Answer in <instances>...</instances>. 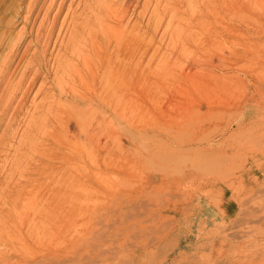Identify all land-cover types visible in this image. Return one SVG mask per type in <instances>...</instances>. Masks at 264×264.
I'll return each instance as SVG.
<instances>
[{"label":"rangeland","instance_id":"1","mask_svg":"<svg viewBox=\"0 0 264 264\" xmlns=\"http://www.w3.org/2000/svg\"><path fill=\"white\" fill-rule=\"evenodd\" d=\"M98 1L0 0V59H7L6 65L9 63L11 69L0 80V101L7 100V105L4 86H15L28 63L34 69L42 61V72L51 73L49 79L41 74L30 88L33 71L28 74L24 93L20 91L16 100L23 96L25 102L19 107L14 126L10 117L19 101L9 108L12 112L5 110L3 103L0 105V138L6 140L10 132L16 131L10 154L0 158V264H264L263 12L259 7L247 14L242 10L233 12L221 16L215 28L203 31L201 25L192 23V18L187 19L191 14L182 17L158 12L154 16L155 6L159 10L167 5L165 8L170 9L176 3L173 0L161 4L155 0H149V4L147 0H133L124 21L117 24L126 32L135 24L138 32L132 31L139 35V50L149 49L142 58H135L142 71L140 85L144 92L132 106L129 95H123V112L113 116L115 112L102 103L99 82L91 81L92 89L87 93L79 77L85 69L76 52L89 44L85 31L93 20L89 19L101 13L97 5L112 1L113 9L121 10L126 3ZM260 13L258 18L251 17ZM101 15L105 17L104 13ZM83 26L87 27L84 31ZM191 35H199L201 40L184 44ZM84 37L87 43L83 42ZM44 48L45 53H40ZM11 54L15 57L9 58ZM34 56L39 57L35 60ZM32 60L36 65H32ZM152 72L156 74L153 76ZM96 74L95 71L93 76ZM67 80L78 91L77 96L63 97L68 99L61 103L73 116L69 126L78 151L74 153L83 155L74 154L72 166L92 165L87 160L88 150L92 152L97 141L105 145L104 154L110 155V173L103 186L97 174L92 175L93 186L86 189L79 179L60 175L36 178L26 167L28 147L36 133L35 122L43 120L44 112L48 113L54 101L51 95ZM111 96L115 102L117 98ZM77 107L81 112L77 113ZM86 131L93 140L82 138ZM26 132L32 141L26 135L17 145L21 133ZM116 145L121 149L118 170L114 169ZM262 167L257 180L248 178L249 168L252 173ZM212 188H218L217 193L222 188L232 190L238 210L222 221L199 222L195 213L199 199L221 203V195L209 193ZM54 189L61 194L60 205L54 197H47ZM72 192L79 200L75 202V212L69 213L70 208L63 207L62 202ZM69 215L75 217V223L68 220Z\"/></svg>","mask_w":264,"mask_h":264},{"label":"bare ground","instance_id":"2","mask_svg":"<svg viewBox=\"0 0 264 264\" xmlns=\"http://www.w3.org/2000/svg\"><path fill=\"white\" fill-rule=\"evenodd\" d=\"M98 1V0H96ZM102 1V0H101ZM123 1V0H122ZM148 1V4L150 3L149 0ZM163 1H167V0H155V2L157 3H160V2H163ZM175 1L178 5H176V3H174L175 5L172 6V8L170 7V9L168 8H165L163 9L160 8L159 10L156 8L155 6V9H156V12L154 14L155 15H158V12H159V15L160 14H168V13H171V16H182L184 15L185 17H188L191 16L192 17H188L187 19L189 18H192V23L196 24L197 26L201 25V29L204 30H208L211 29L212 27H216L217 26V23L219 22V18L222 16L224 17L225 15H230L231 13L233 12H238L240 10L246 12L247 13H250L252 10H255L256 8H260L261 12H263V15H264V0H173ZM99 2V1H98ZM114 2V1H113ZM124 2V1H123ZM133 2V0H126V3H124V6L121 10H117V9H113V3L112 1L110 3H107L105 1H103V3L101 2L100 5H97L100 6V10L101 13L103 14L104 13V16L103 17L100 13L99 14H94V13H91V14H94V15H97V17L95 18H92L91 16H94V15H91L89 17H91L89 20H91V22L88 24V20L86 21L85 20V25H86V22L88 24V29H85L87 31H85L86 33V38L88 40V46L86 44V48H83V49H77V46H76V49H77V54L79 55V58L81 60V63L83 64V68L85 69V71L83 73H80L81 75H79V77H81V82H82V86L83 88L86 90L85 92L88 93V91H91L90 89H92L91 87V81H93V83L95 81L99 82L97 88H100V93H101V100L103 101V105L109 109H111V111L113 110L115 113H112L113 114H116L119 116V112L121 110L120 113H122V97L123 95H126L128 94L129 95V99H130V105L132 106L133 105V102L135 103V100L137 101L136 98L139 97V95L144 92V89L141 87L140 85V82H141V72L137 66L139 65V63H136L135 60L137 59L136 57L138 56V58L140 57L141 55V58H142V55L145 54L148 50L145 49L147 47H144L141 48L142 50H139L138 48V42L140 40L139 38V35L137 36V34H133V31L136 27L134 26L135 24H132V27L131 29L132 30H129L127 29L128 31L130 32H126V29L124 30L121 26L119 29V22L121 21H124V17L126 15V13H128V9L129 7H131V3ZM135 2V0H134ZM138 2V1H137ZM136 2V3H137ZM154 2V1H153ZM151 2V3H153ZM96 3V2H95ZM145 3V2H144ZM165 3H169V2H165ZM173 3V2H172ZM35 4V2H34ZM99 4V3H98ZM118 4V3H117ZM121 3H119L120 5ZM147 4V3H145ZM144 4V5H145ZM161 4V3H160ZM123 5V4H122ZM164 5V4H162ZM95 6V5H94ZM116 6V5H115ZM133 6V5H132ZM146 6V9L147 8V5ZM145 6L143 7V9L145 8ZM169 6V5H168ZM93 7V6H92ZM120 7V6H119ZM135 7V6H134ZM94 8V7H93ZM96 8V7H95ZM32 10V9H31ZM117 10V11H116ZM150 10V8H149ZM152 10V9H151ZM29 11V10H28ZM142 11V10H141ZM155 11V10H154ZM153 11V12H154ZM259 11V10H258ZM91 12H93V10H91ZM146 12L145 10L142 11V13ZM152 12V11H151ZM150 12V14H151ZM153 12L151 15H153ZM29 13V12H28ZM96 13V12H95ZM240 13V12H239ZM243 13V12H241ZM141 14V13H140ZM188 14V15H187ZM143 15V14H142ZM259 15L260 14H257V15H251L252 16H255L254 18H258L260 17ZM99 16V17H98ZM127 16V15H126ZM164 16V15H163ZM162 16V17H163ZM178 16V17H179ZM182 16V17H184ZM149 17H152V16H149ZM148 19H151L149 18ZM160 17V16H159ZM127 18V17H126ZM129 19V18H128ZM128 19H125V21L127 22ZM161 19V17H160ZM158 19V20H160ZM251 19V18H250ZM184 20V19H183ZM170 21V19H169ZM176 21V19H175ZM179 21V19L177 20ZM149 22V21H147ZM173 22V21H172ZM122 23V22H121ZM128 23V22H127ZM130 23V22H129ZM128 23V24H129ZM174 23V22H173ZM181 23V21L179 22ZM188 24H192L191 22H188ZM146 24V23H145ZM175 24V23H174ZM194 24H192L191 26H194ZM124 25V23H123ZM127 25V24H126ZM155 25V24H154ZM125 26V25H124ZM128 26V25H127ZM190 26V25H189ZM84 27L83 26V31H84ZM259 27H262L260 24H259ZM87 28V27H85ZM128 28V27H127ZM155 28V27H154ZM192 28V27H191ZM207 28V29H206ZM213 28V30H214ZM123 29V30H122ZM156 29V28H155ZM261 29V28H260ZM164 30V29H163ZM176 30V29H175ZM132 31V32H131ZM135 31V30H134ZM181 31V30H180ZM189 31V30H188ZM212 31V30H210ZM216 31V30H215ZM214 31V32H215ZM43 33V31H41ZM135 32H138L137 29ZM187 32V31H186ZM38 33V32H37ZM40 33V31H39ZM38 33V34H39ZM82 33V31L80 32ZM162 33V32H161ZM160 33V34H161ZM184 33V32H183ZM192 33V32H191ZM232 33V32H231ZM44 34V33H43ZM40 33V35H43ZM52 34V33H51ZM176 34V33H175ZM37 35V34H36ZM81 35V34H80ZM187 35H190L187 33ZM186 35V36H187ZM39 36V35H38ZM49 37V35H46ZM52 36V35H51ZM50 36V37H51ZM74 36V35H73ZM76 36V35H75ZM74 36V37H75ZM83 37V34L81 35ZM150 36V35H149ZM176 36V35H175ZM185 36V35H184ZM199 35H191V36H188L186 39H185V42L184 44H191V42H195L197 39L198 40H201L200 36L198 37ZM41 37V36H40ZM47 37V38H48ZM49 37V38H50ZM73 37V38H74ZM153 37V35L151 36ZM170 37V36H169ZM203 37V36H202ZM39 38V37H38ZM43 38V37H42ZM72 38V37H71ZM85 37L83 38L86 39ZM150 38V37H149ZM46 39V38H45ZM76 39V38H75ZM203 39H206V38H203ZM208 39V38H207ZM206 39V40H207ZM215 39V38H214ZM213 39V41H214ZM39 40V39H37ZM44 40V39H43ZM74 40V39H72ZM81 40V39H80ZM79 40V41H80ZM87 40L83 41L85 43H87ZM150 40V39H149ZM149 40H146V43L147 41L149 42ZM182 40V39H181ZM203 41V42H206ZM209 40V39H208ZM40 41V40H39ZM42 41V39H41ZM40 41V42H41ZM46 41V40H45ZM75 41V40H74ZM78 41V36H77V40ZM75 41V42H76ZM82 41V40H81ZM80 41V42H81ZM151 41V40H150ZM161 41V40H160ZM211 42H213L212 40H210ZM12 42V41H11ZM36 42V40H35ZM34 42V43H35ZM38 42V41H37ZM39 42V43H40ZM47 42V41H46ZM51 42V41H50ZM74 42V43H75ZM142 42H143V36H142ZM145 42V41H144ZM143 42V43H144ZM173 42V41H172ZM197 42V41H196ZM209 43V41H207ZM206 42V43H207ZM215 42V41H214ZM10 43V42H8ZM37 43V44H39ZM49 43V41H48ZM77 43V42H76ZM75 43V44H76ZM82 43V42H81ZM84 43V44H85ZM142 43V45H143ZM4 44V43H3ZM15 44V43H14ZM36 44V45H37ZM41 44V43H40ZM46 44V43H44ZM152 44V43H151ZM149 44V45H151ZM182 44V42H181ZM200 44V43H199ZM209 44H212V43H209ZM233 44V43H232ZM7 45V44H6ZM50 45V44H49ZM77 45V44H76ZM140 45V43H139ZM148 45V46H149ZM8 46V45H7ZM12 47V45H10ZM40 46V45H39ZM83 46V45H82ZM85 46V45H84ZM42 47V46H41ZM43 47H45L43 45ZM47 47V46H46ZM141 47V46H140ZM180 47V46H179ZM187 47H190L187 45ZM211 47V46H210ZM216 47V46H215ZM81 48V47H80ZM150 48V47H149ZM48 49V47H47ZM185 49V47H184ZM212 49H213V46H212ZM45 48L44 50L42 49V51L40 52L39 50H37V54L40 52V53H45ZM144 50V51H143ZM208 50V49H207ZM76 51V50H75ZM142 51V52H141ZM152 51V50H151ZM200 51V50H199ZM204 51V49H203ZM179 52V51H178ZM207 52V51H206ZM73 53V52H72ZM148 53V52H147ZM183 53V52H182ZM191 53V52H190ZM189 53V54H190ZM42 54V55H43ZM52 54V53H51ZM214 54H216L214 52ZM174 55V54H173ZM188 55V53H187ZM186 55V56H187ZM1 56V55H0ZM12 56V54L9 56V58ZM169 56V55H168ZM177 56V55H176ZM182 56V55H181ZM216 56V55H215ZM6 57V55H5ZM15 56H12V58H14ZM36 56H34L33 58H35ZM39 57V56H38ZM38 57H36L38 59ZM42 57V56H41ZM46 57V56H45ZM44 57V58H45ZM77 57V55H76ZM151 57V56H150ZM185 57V56H184ZM184 57H183V60H184ZM190 57V56H189ZM3 60L0 59V67L1 68V74H0V80H4L5 76L7 75L8 71H9V63H8V66L6 65V60L5 58H3V56L1 57ZM11 58V59H12ZM35 58V60H36ZM78 58V57H77ZM136 58V59H135ZM176 58V57H175ZM178 58V56H177ZM176 58V60H177ZM11 59H9L10 61H12ZM172 59V58H171ZM181 59V58H180ZM187 59V58H186ZM185 59V60H186ZM35 60H32V65H36V61ZM40 60V59H39ZM38 60V61H39ZM42 60H43V57H42ZM174 60V59H173ZM47 61V60H46ZM45 61V63H46ZM206 61V60H205ZM210 61V60H209ZM30 62V61H29ZM40 63L37 64L35 67H33L34 69H32V67H28L31 65V62H30V65L28 63V66L25 67V71L24 72H21V76L19 78L18 81H16V85H12L10 83H8L6 85V87L4 86L5 89V97L8 100V103L7 105L5 104V102L7 101L6 98H2L6 101H0V105L2 106V103H3V106L4 107L5 105V110L9 109L14 103L15 101L17 100V97H18V94L20 91H22V89L26 86H24V83H26V78L28 76V74H30L32 71L33 73H31V77L30 78V83L28 84V88H30L34 82L39 78V76L42 74L44 75L45 79L48 78V75H50L51 73L48 72L47 70H45L44 72H42V70L44 69L45 67V64H43L42 61H39ZM48 62V61H47ZM139 62V61H138ZM192 62V61H191ZM54 63V62H53ZM184 63V62H182ZM181 63V64H182ZM57 64H59V60L57 62ZM55 64V66L57 65ZM81 64V65H82ZM138 64V65H137ZM163 64V63H162ZM12 65V64H11ZM53 65V64H52ZM185 65V64H184ZM48 66V65H46ZM60 66V65H58ZM158 66V65H157ZM183 66V65H182ZM22 67V66H21ZM23 67H24V64H23ZM50 67V66H49ZM57 67V66H56ZM189 67V66H187ZM196 67V66H195ZM48 68V67H47ZM51 68V67H50ZM50 68H49V71H50ZM55 68V67H54ZM140 68V67H139ZM160 68V67H159ZM158 68V69H159ZM23 69V68H22ZM157 69V70H158ZM165 69V68H163ZM11 70V69H10ZM52 70V69H51ZM56 70H58L56 68ZM55 70V72H56ZM143 70H146V69H143ZM152 70V69H151ZM162 70V69H161ZM23 71V70H22ZM79 72V70H77ZM97 72V74L95 76H93V73L94 72ZM166 71V70H165ZM169 71V70H168ZM181 71V70H180ZM190 71V70H189ZM197 71V70H196ZM52 72V71H51ZM54 72V73H55ZM144 72V71H143ZM151 72V71H149ZM164 72V71H163ZM182 72V71H181ZM191 72V71H190ZM53 73V72H52ZM57 73V72H56ZM165 73H168V72H165ZM170 73V72H169ZM189 73V72H187ZM186 73V74H187ZM98 74H99V78H98ZM147 74V73H146ZM156 74V73H155ZM154 74V75H155ZM185 74V75H186ZM196 75H198L196 72L194 73ZM194 74H193V78H194ZM76 75V74H75ZM145 75V74H144ZM152 75H153V72H152ZM151 75V76H152ZM153 75V76H154ZM165 75V74H164ZM167 75V74H166ZM169 75V74H168ZM177 75V74H176ZM185 75L184 78H185ZM189 76H191V74H187ZM11 76V75H10ZM158 76V75H157ZM171 76V75H170ZM13 77V76H12ZM29 77V76H28ZM43 77V76H42ZM160 78V76H158ZM10 79V77H7ZM14 78V77H13ZM12 78V79H13ZM50 78V77H49ZM48 78V79H49ZM62 78V77H61ZM188 78V77H186ZM190 78V77H189ZM191 78V79H193ZM11 79V80H12ZM18 79V78H17ZM28 79V78H27ZM69 79V78H68ZM150 79V78H149ZM158 79V78H157ZM145 80V78H144ZM151 80V79H150ZM13 81V80H12ZM46 81V80H45ZM59 81V80H58ZM63 81V80H62ZM60 81V82H62ZM165 81V79H164ZM196 81V80H195ZM59 82V83H60ZM146 82V81H145ZM150 82V81H149ZM148 82V83H149ZM155 82V81H154ZM200 82V81H199ZM36 83V82H35ZM157 83V82H156ZM163 83V82H162ZM2 85L6 84V83H1ZM71 83L69 82V80H67L64 85L61 83L60 85H58L57 87V91L54 90V93L51 95L54 99L53 101V104H49L50 105V108L48 107V113L44 112V116H43V120L41 122H39L38 124V121L35 122L37 125H35L36 127H34V130L36 133L34 134V132H31V134L33 133L34 136L32 137L33 138V144H31L29 147H28V151H27V156L28 157V160H25L27 161V165L26 167H30L31 169L29 170V174L30 175H33L35 176L36 178H39L41 176H48L49 175L51 176H59L60 177H71L73 180H77L79 179L78 182H80L82 185H84V187L86 189H88L89 187H92L93 186V180H92V175L93 174H97L96 176H98V179L100 180V185H104L105 184V178L106 176L110 173V170L107 166V159L110 158V155L108 154H104L105 150H104V147L105 145H101L98 141L96 142V144L93 146V151L92 152H89L88 150V161L92 164L89 166V164L87 163H83V166L82 168L79 167V166H76V165H73L72 166V162H73V155L75 154L74 151H75V145H74V131H72L69 126V123H70V120L73 119L71 118V112L69 113L65 107V105H63V103H61L63 101V99H68V98H63V97H66V96H77V90H75V88L73 87V85H70ZM152 84V83H151ZM151 84L149 85L148 88H150ZM199 84V83H198ZM57 85V84H56ZM147 85V84H146ZM1 86V85H0ZM24 86V87H23ZM94 86V85H93ZM2 87V86H1ZM3 88V87H2ZM27 88V87H26ZM25 88V89H26ZM82 88V90H83ZM27 90V89H26ZM107 90V91H106ZM109 90V91H108ZM4 91V90H3ZM77 91V92H76ZM1 92V91H0ZM23 92V91H22ZM21 92V93H22ZM28 92V91H27ZM53 92V91H52ZM51 92V93H52ZM110 92V93H109ZM198 92V91H197ZM24 93V92H23ZM104 93H107L108 96L105 97V94ZM79 94V93H78ZM26 95V94H25ZM79 95H82V94H79ZM113 95L115 98H117V100L114 102L115 99L112 98ZM4 96V95H3ZM49 96V95H48ZM84 96V95H83ZM80 97V96H79ZM98 97V96H97ZM25 98V97H24ZM52 99V100H53ZM83 99V98H82ZM51 100V101H52ZM97 100V98L95 99ZM100 100V98L98 99ZM19 101V102H18ZM16 102V105L14 106V108H12L13 110V114H12V117H10V113H9V117L13 119L12 121V125L14 126V121L17 119V116H18V111H19V107L20 105H22L23 102H25L23 100V96L20 98V100H18ZM99 102V101H98ZM101 102V101H100ZM51 103V102H50ZM93 103V102H92ZM102 103H100L102 105ZM125 103H123L124 105ZM128 104V103H127ZM126 104V105H127ZM48 105V106H49ZM1 107V108H2ZM100 107V106H99ZM23 108V107H22ZM135 108V107H133ZM76 109V108H75ZM81 109V108H80ZM10 110V109H9ZM8 110V111H9ZM12 110H10L12 112ZM77 113L78 112H81V110L78 109L77 107ZM76 110H73V111H76ZM3 111V110H2ZM21 111V110H20ZM19 111V113H20ZM47 111V109H46ZM109 111V110H107ZM2 113V112H1ZM17 113V114H16ZM75 115H76V112H74ZM84 113V112H83ZM5 115V114H4ZM78 115V114H77ZM104 115V114H103ZM114 116V115H113ZM116 116V117H118ZM5 117V116H4ZM73 117V116H72ZM122 117V116H121ZM9 120V118H8ZM8 122V121H7ZM107 122V121H106ZM105 122V123H106ZM77 123V122H76ZM103 123V124H105ZM9 124V122H8ZM71 124V123H70ZM82 124V122H81ZM80 124V125H81ZM87 124V123H86ZM7 125V124H6ZM73 125V124H72ZM40 126V127H39ZM108 126V125H107ZM5 127V126H4ZM83 127V126H82ZM4 129V128H2ZM94 130V129H93ZM104 130V129H103ZM110 130V129H109ZM77 131V130H76ZM113 131V130H112ZM2 132V131H1ZM84 132V131H83ZM3 133V132H2ZM7 133V132H6ZM13 133V132H12ZM10 132V136H8L9 138H7V136L5 138H7L6 140L4 139V137H1L0 138V158L2 159L3 157L4 158H7V156L10 154V151L11 149L13 148V144L16 142V138H15V133L12 134ZM110 133V132H109ZM79 134V132H78ZM117 134V137H118V133ZM1 135V134H0ZM26 135H29V132H26L22 135L19 136V140L17 142V145L20 146L21 142L20 141V138H24ZM69 135H71V138H69ZM114 135V134H112ZM3 136V135H2ZM77 136V135H75ZM98 136V135H97ZM96 136V137H97ZM105 136V135H104ZM30 137V135H29ZM106 137H108L106 135ZM28 138V137H27ZM31 138V137H30ZM32 138H31V141H32ZM84 140H88V141H91L94 139L93 135L90 134L89 132H85L83 134V137ZM109 138V137H108ZM114 138V137H113ZM112 138V139H113ZM115 138H116V135H115ZM115 138H114V141H115ZM99 139V138H98ZM102 139V138H101ZM107 140V139H106ZM82 143V141H80ZM105 142V141H104ZM93 143V142H92ZM118 144V143H117ZM83 145V144H82ZM91 145V144H90ZM16 146V145H15ZM114 146V145H113ZM117 146V145H116ZM120 146V145H119ZM119 146H117V151H116V154H115V166H114V169L118 170L119 169V164H120V161H121V158H120V148ZM91 146H89L88 148H90ZM115 147V146H114ZM18 148V147H17ZM15 148V149H17ZM81 148V147H80ZM83 148H84V145H83ZM116 148V147H115ZM112 149V148H111ZM86 150V149H85ZM86 150V151H87ZM91 150V148H90ZM107 150V149H106ZM109 150V149H108ZM13 151V150H12ZM77 151V150H76ZM75 151V152H76ZM78 152V151H77ZM80 152V151H79ZM110 152V151H108ZM114 152V151H113ZM86 153V152H85ZM107 153V152H106ZM111 153V152H110ZM78 154V153H76ZM75 154V155H76ZM78 155L80 156H83L82 155V152H80ZM76 157V156H75ZM78 157V156H77ZM79 158V157H78ZM27 159V158H26ZM75 159V158H74ZM81 159V158H80ZM76 160V159H75ZM83 161V160H82ZM84 162V161H83ZM75 164V163H74ZM78 164V162H77ZM76 166V167H75ZM78 167V168H77ZM75 168V169H74ZM81 168V169H80ZM2 169V168H0ZM24 169V168H23ZM73 169L75 171H73ZM80 169V170H79ZM28 170V169H27ZM79 170V176L76 175V172ZM25 171V170H24ZM12 172V171H10ZM14 172V171H13ZM13 172L11 174H13ZM28 172V171H27ZM26 173V172H25ZM24 173V174H25ZM8 175V174H7ZM20 175V173H19ZM66 177V178H67ZM69 177V178H70ZM65 178V179H66ZM81 178V179H80ZM68 179V178H67ZM69 180V179H68ZM39 181V180H38ZM75 182V181H73ZM72 182V183H73ZM35 183V182H34ZM71 183V182H70ZM69 183V184H70ZM75 184V183H74ZM79 185V184H78ZM71 188V187H70ZM48 190V189H46ZM71 190V189H70ZM23 191V190H22ZM59 190H56L54 189L53 190V193L50 194L48 193L46 196L48 198H51V197H54V201L60 205L61 203V194L58 192ZM103 190H101L102 192ZM19 192V190L17 191ZM68 192V191H67ZM70 192V191H69ZM68 192V193H69ZM45 193V191H44ZM89 193H85V195H88ZM85 197V196H84ZM49 200V199H48ZM79 200L78 199V196H75L72 192V195H68V196H64V201L62 202L63 204V207H68L70 208L69 209V213L70 212H75L76 208H75V202ZM53 201V200H52ZM83 201V200H82ZM84 202V201H83ZM90 202V201H89ZM88 202V203H89ZM54 203V202H53ZM97 203V202H96ZM50 204V203H49ZM52 204V203H51ZM54 205V204H52ZM77 207V206H76ZM79 207V206H78ZM86 209V208H85ZM62 210V209H61ZM79 210V209H78ZM87 210V209H86ZM103 210V209H102ZM68 211V210H67ZM73 214V213H72ZM76 214V213H75ZM74 214V216H75ZM74 216H70L69 215V218L68 220L75 223L76 219ZM83 217V216H82ZM51 218V217H50ZM81 218V217H80ZM85 222H87L86 220L87 219H84ZM81 222H83L81 220ZM83 225V224H82ZM61 227V226H60Z\"/></svg>","mask_w":264,"mask_h":264},{"label":"crops","instance_id":"3","mask_svg":"<svg viewBox=\"0 0 264 264\" xmlns=\"http://www.w3.org/2000/svg\"><path fill=\"white\" fill-rule=\"evenodd\" d=\"M252 170H255L256 167L250 166ZM257 172L252 171L250 172V168L247 170V176L252 181L257 180L259 177V173H263V167L257 168ZM253 189H255L256 186L252 185ZM217 189H211L209 190V193H217ZM218 195H221V203L219 205H215L211 203V201L206 198H201L197 202V206H195V213L197 214L198 221H203L205 223H210L214 221H222L227 219L228 217H233L235 213L237 212V203H235V200L232 198L234 194L232 193V190L228 188H222L220 189V193H217ZM194 208V207H193Z\"/></svg>","mask_w":264,"mask_h":264}]
</instances>
